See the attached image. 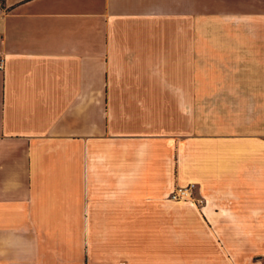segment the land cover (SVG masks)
Masks as SVG:
<instances>
[{
  "label": "crops",
  "instance_id": "0c3cea01",
  "mask_svg": "<svg viewBox=\"0 0 264 264\" xmlns=\"http://www.w3.org/2000/svg\"><path fill=\"white\" fill-rule=\"evenodd\" d=\"M178 205L264 243V0H0V264H161Z\"/></svg>",
  "mask_w": 264,
  "mask_h": 264
},
{
  "label": "rangeland",
  "instance_id": "374dc122",
  "mask_svg": "<svg viewBox=\"0 0 264 264\" xmlns=\"http://www.w3.org/2000/svg\"><path fill=\"white\" fill-rule=\"evenodd\" d=\"M191 197L195 200L184 197L175 201L180 202L177 204L181 205L197 201L199 192L196 186H194ZM195 218L190 210L178 205L175 224L176 242L173 247L175 257L170 260L166 259L161 264H264V243L245 242L242 241L244 237H237L236 242L223 243L216 237L214 220L209 222L204 217L206 222L200 225ZM192 231H195L197 235H191ZM166 247L165 243L164 248ZM96 263L120 264L113 260H97Z\"/></svg>",
  "mask_w": 264,
  "mask_h": 264
},
{
  "label": "built area",
  "instance_id": "2783aa9c",
  "mask_svg": "<svg viewBox=\"0 0 264 264\" xmlns=\"http://www.w3.org/2000/svg\"><path fill=\"white\" fill-rule=\"evenodd\" d=\"M194 186V184H191L186 187H178L171 192L170 197L175 200L179 198L190 197L191 193L193 192Z\"/></svg>",
  "mask_w": 264,
  "mask_h": 264
}]
</instances>
